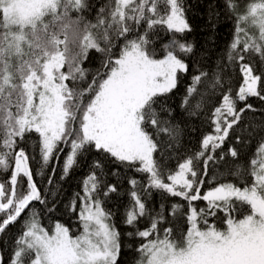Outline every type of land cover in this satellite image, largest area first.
Returning <instances> with one entry per match:
<instances>
[{
	"label": "snow or ice",
	"instance_id": "snow-or-ice-1",
	"mask_svg": "<svg viewBox=\"0 0 264 264\" xmlns=\"http://www.w3.org/2000/svg\"><path fill=\"white\" fill-rule=\"evenodd\" d=\"M221 3L232 40L209 71L189 0H0V264H119L118 212L133 264H264V118L244 122L264 112L248 102L264 101V0ZM220 18L209 3L213 30ZM191 118L210 131L180 154ZM90 153L64 203L76 227L45 222ZM109 175L129 185L122 211L107 207L120 195Z\"/></svg>",
	"mask_w": 264,
	"mask_h": 264
},
{
	"label": "trees",
	"instance_id": "trees-1",
	"mask_svg": "<svg viewBox=\"0 0 264 264\" xmlns=\"http://www.w3.org/2000/svg\"><path fill=\"white\" fill-rule=\"evenodd\" d=\"M93 3L99 7L101 3H104L105 0H92ZM192 4V8L190 9L188 16L190 23H192L194 31L189 37V39L195 40L197 43V59H199V53L206 52L207 55L204 57L203 60H200V67L211 71L218 60H220L228 47L229 42L232 40V24L231 22L226 19V13L222 7L221 0H189ZM217 3V6L221 10V18L218 22L215 30H213L208 24V4L209 3ZM240 3V10L243 11L244 5L247 3V0H239ZM95 10H93V15ZM100 57L98 54L93 53L90 61L85 63V67L96 68L98 66V61ZM257 69H259V61H256ZM188 80L185 78L184 83H187ZM241 82V76L238 71L233 74V85L235 87L239 86ZM184 92V84L182 83L179 89L173 95V107L176 109V117L179 119L182 115L181 110L179 108L181 102V96ZM218 100L217 98H213L212 104L208 105V109L212 107ZM249 103H252L253 106L257 109H264V101H260L258 98H249ZM264 118V112L261 111H248L245 113L244 122H252L256 121L259 122L260 119ZM181 127L183 129V137H182V145L183 147L180 150V154H188L190 152H194L198 150L201 137L204 133L210 131V126L203 121V118H191V119H184L181 121ZM256 141L254 140L252 145L246 150L245 154L242 155L241 159L243 161H247L248 157L252 155V152L255 148ZM26 152L29 154L32 153V147L30 143H25L22 145ZM227 147V145H225ZM95 153H90L87 156V163H84L79 169L74 170L72 175L68 178V180L64 183V193L63 199L57 203L56 211L48 216L44 217L45 222H49V216L51 217L52 221L59 220L66 225L71 227H76V225L72 224V220L74 216L70 215L67 210L64 208V203L72 196L73 192L80 190V181L82 178L87 175L88 172V163L94 158ZM176 161L173 160L170 164H175ZM33 170L35 171L36 165L32 163ZM114 165H108V168L111 170L114 168ZM123 175V174H122ZM128 175H136L139 179V174H135L129 172ZM59 176V171H57V178ZM6 178L5 175H0V180ZM37 180L38 186L43 188V184H41L40 179L38 177H34ZM46 182V177H45ZM108 182L112 184H118V192L120 195L115 193L110 194V202L107 204L108 208H115L119 207L120 210H123V207L128 202V195L127 190L129 185L126 179L118 180L115 176H108ZM203 191V189H202ZM179 199V198H174ZM158 200L157 194L154 193L153 195V203ZM36 203V202H34ZM201 204L203 202H200ZM37 208H42L43 206L36 203ZM23 215V214H22ZM120 213H117L116 222L120 228L122 233V241L124 244V248L121 252L119 257V264H133L134 257L136 253L134 251L129 250V245H135L137 241L130 240L124 233L128 231L121 223H120ZM20 228V224L17 223L16 225L10 226L8 232L12 235H15Z\"/></svg>",
	"mask_w": 264,
	"mask_h": 264
}]
</instances>
